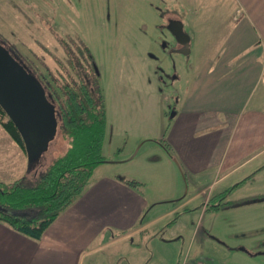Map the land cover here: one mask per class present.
I'll use <instances>...</instances> for the list:
<instances>
[{
	"label": "crops",
	"instance_id": "0c3cea01",
	"mask_svg": "<svg viewBox=\"0 0 264 264\" xmlns=\"http://www.w3.org/2000/svg\"><path fill=\"white\" fill-rule=\"evenodd\" d=\"M176 1L186 15L175 8L163 14L157 9L156 21L167 15L188 21L194 44L190 42L192 60L179 66L176 76L168 73L172 53L165 49L156 55L157 92L164 91L165 73L179 83L169 125L152 131L138 122L132 133L142 153L132 154L129 143L120 158H112L117 145L112 156L105 152L107 160L96 168L83 193L41 238L0 219V264H96L109 246L135 235H156V224L177 213L180 220L191 217L194 237L205 239L216 233L212 219L222 211L264 207V0ZM215 9L231 23L220 36L199 26L222 18L210 16ZM161 27H156L159 34ZM203 37L208 40L199 42ZM124 129L114 137L120 138ZM164 131V140L156 138ZM252 174L222 200L232 204L208 210L210 202H219L226 189ZM126 178L140 183L129 184ZM164 202L170 207L154 213ZM193 259L186 255L179 264H205Z\"/></svg>",
	"mask_w": 264,
	"mask_h": 264
},
{
	"label": "rangeland",
	"instance_id": "374dc122",
	"mask_svg": "<svg viewBox=\"0 0 264 264\" xmlns=\"http://www.w3.org/2000/svg\"><path fill=\"white\" fill-rule=\"evenodd\" d=\"M161 2L157 6L156 0H0V39L9 47L16 45L21 52L19 56L32 71L53 92L60 93L63 84L70 80L68 71L73 55L68 53L69 48L79 55L81 50L77 43L81 38L94 56L105 96L107 121H110V125H106L103 154L107 152L112 156L110 152L117 145L112 158H120L123 146L128 143L132 154L142 153L141 143L132 130L138 122L152 131L161 124L169 125V110L172 107L174 112L179 83L168 73L176 76L180 73L179 66L192 60L191 53L172 52L170 69L163 74L164 91L157 92L159 62L156 55L165 49L170 52L173 45L179 44L169 38L172 36L169 31L158 33L156 27L165 25L169 18V15L164 16L158 23V10L163 14L175 8L186 15V8L178 1ZM217 9L210 16L222 17L220 20L204 21L199 26L220 36L231 23L227 22L225 14L216 12ZM184 25L187 33L191 32L189 22L184 21ZM166 40L173 44L166 47ZM206 40V37L198 38L199 42ZM193 44L194 39L191 46ZM157 93H161L159 99ZM8 118L6 115L5 119ZM124 127L121 137H114V132ZM165 135L164 131L156 138L164 140ZM69 142L59 123L49 147L30 161L27 150L12 138L0 121V180L13 182L27 175L28 183L36 182L42 171L67 149ZM164 203L158 204L154 213L162 214L170 207L168 202ZM254 208L217 214L211 223H215L216 233L206 231L210 235L205 239H196L193 219L180 220L179 213L177 218L159 221L156 235H135L109 246L105 249L106 256L97 258L96 264H179L186 255L193 260L201 259L205 264H264V228H260L264 222V207Z\"/></svg>",
	"mask_w": 264,
	"mask_h": 264
},
{
	"label": "trees",
	"instance_id": "16d2710c",
	"mask_svg": "<svg viewBox=\"0 0 264 264\" xmlns=\"http://www.w3.org/2000/svg\"><path fill=\"white\" fill-rule=\"evenodd\" d=\"M61 41L68 45L64 39ZM10 46L20 57L16 45ZM77 46L81 50L79 55L70 48L68 51L73 55L70 58L72 71H68L70 80L63 84L60 93L53 92L59 123L70 141L67 149L42 171L34 183H28L27 175L13 182L0 180V219L34 238L42 237L60 213L83 193L96 168L107 160L103 154L107 114L100 76L90 47L81 38ZM6 115L9 117L0 103L2 125L26 149L18 127L13 119H5ZM252 177L253 174L230 186L219 196V202L208 204V210L215 211L232 204V201L222 200ZM125 181L132 185L140 183L135 179L126 178ZM178 216L179 213L176 218Z\"/></svg>",
	"mask_w": 264,
	"mask_h": 264
},
{
	"label": "water",
	"instance_id": "95a60500",
	"mask_svg": "<svg viewBox=\"0 0 264 264\" xmlns=\"http://www.w3.org/2000/svg\"><path fill=\"white\" fill-rule=\"evenodd\" d=\"M169 27L177 40L186 44V47L181 51L186 54L190 53L191 36L185 31L184 22L174 19L170 22ZM22 73L20 64L12 55L10 48L0 40V103L21 132L26 143L29 160L32 161L48 148L50 138H53L57 132L58 119L55 112V105L50 104L49 107L52 116L50 136L42 140L43 142L37 143L38 147L32 144V132L27 128L30 121L29 112L24 108L23 100L30 92L27 87L29 86L31 77L25 76Z\"/></svg>",
	"mask_w": 264,
	"mask_h": 264
},
{
	"label": "flooded vegetation",
	"instance_id": "af4514ba",
	"mask_svg": "<svg viewBox=\"0 0 264 264\" xmlns=\"http://www.w3.org/2000/svg\"><path fill=\"white\" fill-rule=\"evenodd\" d=\"M172 20H174V19H171V18L168 19L167 18V20H166L167 23L165 25H163V27H161V28L163 30V34H164V31L165 32L169 31L170 34L172 35V36H170V37H172V41L175 40L176 43L181 44L180 46L178 44L173 45L170 52L171 53L172 52L173 53L174 52H182L181 50L184 47H186V44L178 41L176 36L172 33V31L169 27V24ZM184 28H185V25H184ZM172 41L166 40L164 44L167 47L169 44H171V43L173 44ZM7 47L10 48L12 55L19 62L20 68L23 71L22 74L25 76L31 77V79L29 80V86L27 87V89L30 90V92H29V94H27V97L25 96L23 98V100H24V108L28 110L29 118H30V121L28 123L27 128L29 129V131L32 132V135H31L32 144H35L37 146V143L39 144V143L43 142L42 140H44L48 136H50V133H51L50 130L52 127V123H51L52 116H51V112H50L51 110L49 107L50 104L55 105V112H56V116L58 119V127H59V113H58V107L56 106V101H55L56 99H55V96L53 94V91L47 85L44 84V82L42 81V79L38 75H36L32 71L30 66L27 63H25L20 57L15 55V53L13 52V49L11 47H9V46H7ZM9 118H11L10 115H9ZM57 132H58V129H57ZM57 132H56L55 136L57 135ZM55 136L53 138H50V142L55 138ZM50 142H49V145H50ZM25 145H26V143H25ZM49 145H48V147H49ZM26 150H27V148H26Z\"/></svg>",
	"mask_w": 264,
	"mask_h": 264
}]
</instances>
